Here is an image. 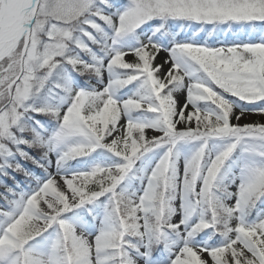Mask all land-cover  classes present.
Instances as JSON below:
<instances>
[{"label":"snow or ice","instance_id":"obj_1","mask_svg":"<svg viewBox=\"0 0 264 264\" xmlns=\"http://www.w3.org/2000/svg\"><path fill=\"white\" fill-rule=\"evenodd\" d=\"M0 264H264V0H0Z\"/></svg>","mask_w":264,"mask_h":264},{"label":"rangeland","instance_id":"obj_2","mask_svg":"<svg viewBox=\"0 0 264 264\" xmlns=\"http://www.w3.org/2000/svg\"><path fill=\"white\" fill-rule=\"evenodd\" d=\"M161 59H162V57H161ZM158 62H159V59H158ZM251 119L256 120V119H259V117L253 116V117H251Z\"/></svg>","mask_w":264,"mask_h":264}]
</instances>
